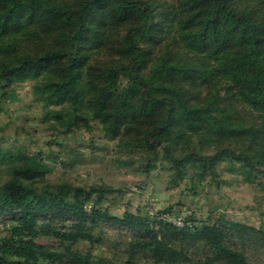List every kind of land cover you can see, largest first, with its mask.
<instances>
[{
  "label": "rangeland",
  "instance_id": "obj_1",
  "mask_svg": "<svg viewBox=\"0 0 264 264\" xmlns=\"http://www.w3.org/2000/svg\"><path fill=\"white\" fill-rule=\"evenodd\" d=\"M45 1L30 16L22 12L24 23L0 36V185L16 170L20 183L36 191H65L64 184L71 193L78 187L90 191L83 202L87 213L96 199L98 211L110 215L147 214L175 226L211 225L220 218L264 231V119L260 105L243 100L231 74L217 65L210 0H141L151 9L153 24L133 37V45L125 35L143 23L141 11L98 0L73 41L64 28L76 27L68 9L80 0ZM229 2L264 15L263 0ZM60 47L77 55L75 102L62 79L69 57L19 66L22 55ZM136 56V74L148 79L150 95L171 99L172 119L152 139L155 146L146 132L161 122L166 106L148 103L143 88L130 84ZM179 95L187 99L189 112L180 106ZM165 149L181 157L179 162ZM223 149L246 152L251 164ZM187 151L221 152L210 168L184 157ZM26 169L27 174L20 172ZM19 210L14 203L0 208V237L21 223ZM76 218L59 211L37 217L41 231L35 241L57 253L42 264H68L75 250L106 264H153L149 250L129 253L137 230L99 217L84 221L92 243L80 236L64 251L55 233L73 231ZM190 252L187 261L177 264H202L210 255L197 244ZM246 255L249 264H264V249L249 247Z\"/></svg>",
  "mask_w": 264,
  "mask_h": 264
},
{
  "label": "trees",
  "instance_id": "obj_2",
  "mask_svg": "<svg viewBox=\"0 0 264 264\" xmlns=\"http://www.w3.org/2000/svg\"><path fill=\"white\" fill-rule=\"evenodd\" d=\"M97 1L80 0L76 8H64L70 11L72 16L70 18L76 20L75 28H64L67 39L74 41L81 34L85 13ZM115 1L120 6L135 8L143 14V23L130 27L125 35L126 41L133 45V37L147 32L152 26L153 13L141 0ZM46 3L45 0H0V36L9 32L10 28L24 23L21 22L22 12H26L27 16H30L33 14L34 8L46 5ZM210 7L211 43L216 50L213 52L217 54V65L220 70L225 69L231 74L230 80L236 85L240 96L244 97L243 100L260 105L259 111L264 119V15H252L248 11L238 10L232 6L229 0H210ZM218 32L221 34L219 39ZM198 37L203 39L204 36L199 34ZM63 56L69 57L70 62L64 69L63 83L66 88L72 90L73 102H75L74 65L77 61L76 53L60 47L45 51L40 55L26 54L20 56L19 66L26 68L29 64H40L43 61ZM137 56L133 59V66L130 69V84L143 88L141 95L148 103H162L166 106L161 122L146 132L147 141L151 143L152 139L159 135L172 119V111L169 106L171 99L166 96L154 97L150 95L147 90L148 79L136 74L138 72ZM8 71L7 69L5 72ZM178 98L180 106L189 112L191 109L188 107L187 99L182 98L181 95ZM152 143L154 146L157 145L156 141ZM223 150L229 151V154L244 163L251 164L250 155L246 152L236 153L229 149ZM218 153L204 155L198 151H187L183 156L204 167L213 168ZM165 154L176 163L181 159V157L178 159L173 157L169 149H165ZM33 167L37 168L35 164ZM27 171L28 169L20 172L27 174ZM12 174L13 179L0 185V208L5 204L14 203L17 205L20 209L21 223L12 225L9 234L0 237V264H42L44 260L52 261L53 257L57 256L56 252L35 241V236L41 231L36 225V219L43 211L68 212L77 217L76 223L72 225L73 231L55 233L58 234L64 251L70 250L71 243L80 236L92 243V235L83 231L84 221L88 217L92 219L99 217L109 221L112 225L137 230L138 234L133 236L137 239L129 242V253L132 254L136 248H142L143 251L149 250L153 264L159 261L168 264L187 261L188 255L191 254L190 247L196 244L199 248H203L204 252H210V255L205 256L202 264L216 261L222 264H249L246 249L249 247L254 250L264 249V231L246 223L217 218L211 225L191 226L184 223L175 226L161 220L155 221L147 214L140 215L125 211L121 216H116L110 215L106 211L99 212L96 207L98 204L96 199L92 203L90 212L87 213L83 202L89 198L90 191L78 187L74 188L71 193V188L65 184L60 186V188H66L65 191L62 189H59L60 192L36 191L20 183L22 176H18L16 170ZM25 176L23 175V177ZM141 237L145 238L139 239ZM64 240H68V243H63ZM70 254L71 261L68 264H106L102 259L100 261L99 259L91 260L89 252L82 255L75 250Z\"/></svg>",
  "mask_w": 264,
  "mask_h": 264
}]
</instances>
